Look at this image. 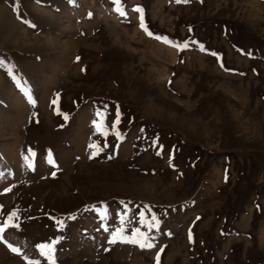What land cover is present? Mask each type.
<instances>
[{
	"label": "rangeland",
	"instance_id": "374dc122",
	"mask_svg": "<svg viewBox=\"0 0 264 264\" xmlns=\"http://www.w3.org/2000/svg\"><path fill=\"white\" fill-rule=\"evenodd\" d=\"M121 3L0 0V264H264V0Z\"/></svg>",
	"mask_w": 264,
	"mask_h": 264
},
{
	"label": "snow or ice",
	"instance_id": "6c2138e0",
	"mask_svg": "<svg viewBox=\"0 0 264 264\" xmlns=\"http://www.w3.org/2000/svg\"><path fill=\"white\" fill-rule=\"evenodd\" d=\"M113 4L115 6L113 10L116 11L120 16H126L127 15V13L125 12V10L123 8L121 0H113ZM133 10L140 13V27L148 35H150V36L153 35L151 32L147 31V28L144 25L143 10L139 7H136ZM156 38L157 39H163L165 43H170L166 38H162V37H156ZM187 46L188 45L186 43L183 45H176L177 48H186ZM213 55H215V53H213ZM26 95L28 96L29 102L34 104L35 101L32 99L31 94L26 92ZM52 104L53 105L58 104V97H57V99H54L52 101ZM57 111H58V109H57ZM118 117H119V113L117 112V120L113 121V123H112L113 129H115V125H116V123H118ZM65 119H67V116H65ZM103 119H104L103 112H97V119L93 121V124L96 127L97 131L101 132L102 134H106V130L104 129V125H103ZM88 147H89V149H96L98 146L90 144ZM96 155H98V151L93 150L91 152L90 158L92 156H96ZM34 156H35V153L31 149H28V155H26L24 157L27 167L32 168L34 166L33 163L30 162ZM47 162L50 165H52L53 167H55V161L51 158L50 152L48 154ZM52 175L54 176L55 172H53ZM5 191H9V189H5ZM104 214L106 215V211L104 212ZM140 216H141V219H143L144 214L140 213ZM16 218H17V213L15 211L10 212V213H8L7 220L3 224H0V242L5 243L6 246L9 248V250L12 251L13 253L20 254L21 250L17 247H14L11 243H9L5 237V232L7 229H9L10 227H19L18 224L14 223V220ZM59 223H61V226H62V222H59ZM149 226L150 227L156 226V217L155 216L152 217V221H151ZM122 235H123V229L118 230L117 232H115L113 234V239L110 242L115 243L117 237L122 236ZM189 239L191 240V230H189ZM57 242L58 241H45V242L38 243L35 246L38 254L40 256L44 257L48 261V264H56L55 257H54V250H55L54 246H55V243H57ZM126 242L137 243L139 245V247H141V248H152L153 247V244H152L151 240L149 239L148 235L146 233L142 234L139 229H136L132 235V238L130 240H127ZM158 256H159V254H157V259H158ZM23 258L25 259V261L28 262V264H39L38 260H30L27 255H24Z\"/></svg>",
	"mask_w": 264,
	"mask_h": 264
}]
</instances>
